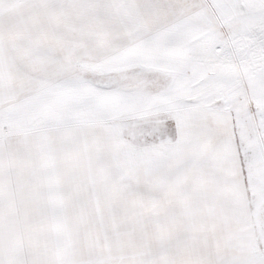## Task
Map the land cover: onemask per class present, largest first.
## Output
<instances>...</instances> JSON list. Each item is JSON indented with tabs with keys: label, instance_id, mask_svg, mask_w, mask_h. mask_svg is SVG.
Returning <instances> with one entry per match:
<instances>
[{
	"label": "snow or ice",
	"instance_id": "obj_1",
	"mask_svg": "<svg viewBox=\"0 0 264 264\" xmlns=\"http://www.w3.org/2000/svg\"><path fill=\"white\" fill-rule=\"evenodd\" d=\"M0 264H264V0H0Z\"/></svg>",
	"mask_w": 264,
	"mask_h": 264
}]
</instances>
